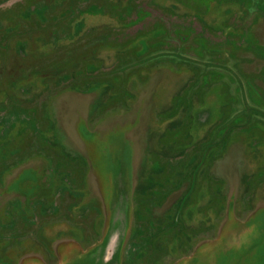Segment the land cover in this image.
Here are the masks:
<instances>
[{"label": "rangeland", "instance_id": "374dc122", "mask_svg": "<svg viewBox=\"0 0 264 264\" xmlns=\"http://www.w3.org/2000/svg\"><path fill=\"white\" fill-rule=\"evenodd\" d=\"M49 1H0V264H264V0Z\"/></svg>", "mask_w": 264, "mask_h": 264}, {"label": "trees", "instance_id": "16d2710c", "mask_svg": "<svg viewBox=\"0 0 264 264\" xmlns=\"http://www.w3.org/2000/svg\"><path fill=\"white\" fill-rule=\"evenodd\" d=\"M263 26L258 28L262 30ZM146 118L143 117L139 125L134 127L133 137L130 142L132 143L134 150V159H133V173L135 174V178L137 179L143 170L145 159H146V149L148 147V134H149V126L147 120L149 118V113L147 111ZM63 144L65 148L71 152H78L76 149L78 148L70 139L69 133L64 134ZM81 151V150H79ZM245 160V153L243 144L237 143L234 144L230 151L227 153L226 157L218 161L214 167V175L220 179L225 181L226 191L231 194L235 189H239L241 187V172L242 166ZM239 194V192H238Z\"/></svg>", "mask_w": 264, "mask_h": 264}, {"label": "flooded vegetation", "instance_id": "af4514ba", "mask_svg": "<svg viewBox=\"0 0 264 264\" xmlns=\"http://www.w3.org/2000/svg\"><path fill=\"white\" fill-rule=\"evenodd\" d=\"M0 1H2V0H0ZM4 1V0H3ZM42 2H44V4H45V7L47 8L45 11H47L48 9H49V11L52 9V8H54V6H52L51 4H53V2L52 1H49V0H42ZM30 10V9H29ZM45 11H44V9L43 10H41L40 12H44V14H46L45 13ZM28 12V11H27ZM91 13H89V14H86V15H84L83 14V16L80 18V20H81V22H77L78 24H76L77 26L79 25V24H82V22H84V19H93V20H95V18H97V20L100 22L101 21V16H97V14H96V12L95 11H90ZM93 12V13H92ZM92 14H93V16H92ZM89 15H91V16H89ZM95 16V17H94ZM101 18V19H100ZM101 24V23H100ZM99 24V25H100ZM103 24V23H102ZM111 251H108L106 254H107V256H106V258H110V255H111Z\"/></svg>", "mask_w": 264, "mask_h": 264}, {"label": "crops", "instance_id": "0c3cea01", "mask_svg": "<svg viewBox=\"0 0 264 264\" xmlns=\"http://www.w3.org/2000/svg\"><path fill=\"white\" fill-rule=\"evenodd\" d=\"M215 167V166H214ZM218 178V177H217ZM218 179H220V178H218ZM221 180H223V179H221Z\"/></svg>", "mask_w": 264, "mask_h": 264}]
</instances>
